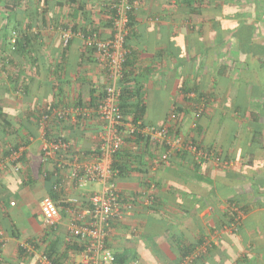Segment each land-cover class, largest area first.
I'll use <instances>...</instances> for the list:
<instances>
[{
	"label": "crops",
	"instance_id": "crops-1",
	"mask_svg": "<svg viewBox=\"0 0 264 264\" xmlns=\"http://www.w3.org/2000/svg\"><path fill=\"white\" fill-rule=\"evenodd\" d=\"M110 1L15 7V26L29 42L0 54V264H42L52 244V264L81 258L82 247L66 241L62 199L96 189L76 187L54 160H42L41 146L61 133L87 154L95 149L107 69L86 37L112 35ZM135 1L125 36L129 80L121 84L139 88L144 124H165L175 107L171 130L205 155L184 147L163 160L164 145L129 135L126 116L114 156L123 166L114 178L121 209L106 243L114 264H264V0ZM45 110L67 117L42 126ZM60 179L62 190H53ZM46 195L62 200L55 227L40 211Z\"/></svg>",
	"mask_w": 264,
	"mask_h": 264
},
{
	"label": "built area",
	"instance_id": "built-area-1",
	"mask_svg": "<svg viewBox=\"0 0 264 264\" xmlns=\"http://www.w3.org/2000/svg\"><path fill=\"white\" fill-rule=\"evenodd\" d=\"M135 3V0L110 1L107 10L111 15L112 35L103 38L93 31L86 37V46L94 50L97 58L107 69V82L103 86L94 110L100 122V129L94 136L96 144L93 153H85L73 140L61 133L45 137L41 146L42 160L56 161L57 168L67 172V177L76 187H83L90 182L99 185L98 189L91 191L87 196L81 198L70 196L62 199L65 205L63 208L69 215L66 241L77 242L82 247L79 260L70 259L63 264H114L116 259L106 244L110 220L115 215H119L121 209L119 191L114 180L116 170L112 168V161L114 155L121 149L125 135L122 127L127 117L122 113L119 105V80L127 54L125 36ZM69 37V32H64V44L68 42ZM201 112L202 106H199L196 114ZM66 117L67 113L64 110L42 113L39 119L40 125L56 124ZM129 121L128 134L135 130L130 119ZM178 121L176 109L172 107L165 124L159 126L143 124L137 131L148 142H159L164 145L165 150L161 155L163 160H168L171 154L179 152L184 147L194 151L196 159L202 158L205 155L204 150L190 144L185 145L171 130ZM52 188L55 191L62 190V179L56 181ZM61 201L49 195L44 196L40 201L41 214L50 227H55L61 218L59 206ZM189 258L190 256L187 257ZM42 264L52 263L43 255Z\"/></svg>",
	"mask_w": 264,
	"mask_h": 264
},
{
	"label": "trees",
	"instance_id": "trees-1",
	"mask_svg": "<svg viewBox=\"0 0 264 264\" xmlns=\"http://www.w3.org/2000/svg\"><path fill=\"white\" fill-rule=\"evenodd\" d=\"M4 1L7 5L8 10L10 11L8 16L10 17V15L12 13H13V15H15L14 11H15V7L18 6V0H4ZM128 25H129V22H128ZM15 40H14L15 43L13 44V47L17 48L18 50L20 49L22 51H25V49H27L29 38L27 37V35H25V33L21 39L16 38ZM124 62H123V65H124ZM124 78L126 79L125 81L129 80V77L128 76L126 77V73L124 72V70H122V76L120 77V80H119V87H120L119 105H120V108L122 110V113L125 116H127L131 120V123L134 125L135 130L132 133H130L129 135L144 139L146 142H148V140L145 137H143L139 131H137L144 124L142 122L143 121L142 118H143V115L145 113V108H146L145 104L143 103V101L138 96L139 95V88L138 87L135 88L136 91L134 93H131V91L128 90L127 87H124V84H121V81L124 80ZM133 97L135 98V100L131 99ZM45 111H47V110H45ZM50 112L51 111H47V112H43V113H50ZM148 125H150V124H148ZM124 141H125V135H124ZM124 141H123V144H124ZM123 144H122V146H123ZM11 148H12L11 150L16 149V147H11ZM119 152H120V150L115 155H117ZM8 153H9V151H8ZM55 163H56V161L54 162V164ZM112 168L114 170H116L115 176L120 175L123 172L122 171L123 166L116 163L114 157H113V161H112ZM58 170H59V168H58ZM49 174L52 175L51 172L50 173L46 172V176H45L46 179L51 178ZM52 247H53V244L50 246L49 253L46 256H47V258H49L54 263V259H52V257H51V254H53V251H51Z\"/></svg>",
	"mask_w": 264,
	"mask_h": 264
},
{
	"label": "rangeland",
	"instance_id": "rangeland-1",
	"mask_svg": "<svg viewBox=\"0 0 264 264\" xmlns=\"http://www.w3.org/2000/svg\"><path fill=\"white\" fill-rule=\"evenodd\" d=\"M29 10H32V8H29ZM9 13H10V11L8 10L7 5L0 2V39L2 41H4L1 38V37H4L8 41L7 43L0 41V43H1L0 44V54H3V55L5 53L3 48L6 49V52H8V54L11 52L13 53L16 49L15 47H13V44L16 41L15 39L18 37L21 39L23 36L22 35L20 37V34L23 33V31H21V33L19 34L20 29H18V27L15 26L16 21H15V17L13 15V13L10 15V17L8 16ZM6 21H9V22H7V25H6ZM4 58L8 59L9 56L5 55ZM0 59H2V58H0ZM5 63H6V61H5ZM11 63H12V61H11ZM11 63H9V64L7 63L8 66L10 65V67H9L10 70H12L11 68H13L11 66L12 65ZM0 69H2V64H0ZM89 184H88V186L91 188H95V189L99 188V185H97V184L96 185L91 184V186Z\"/></svg>",
	"mask_w": 264,
	"mask_h": 264
}]
</instances>
